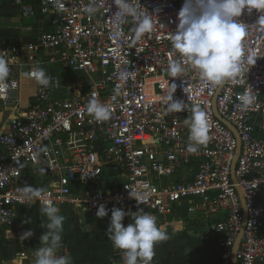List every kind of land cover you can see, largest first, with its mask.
<instances>
[{
	"label": "built area",
	"instance_id": "built-area-1",
	"mask_svg": "<svg viewBox=\"0 0 264 264\" xmlns=\"http://www.w3.org/2000/svg\"><path fill=\"white\" fill-rule=\"evenodd\" d=\"M12 2L23 17H47L53 29L26 45L9 44L0 50L9 65L6 86L0 87V111L16 102L13 91L19 88L21 72L30 79L26 73L36 68L60 65L70 76L63 80L61 74L45 71L50 77L47 87L31 79L33 99L0 130V231L10 228L21 210L40 207L39 200L31 205L18 202L25 185L40 188L41 200L81 208L90 217H97L103 203L109 210L143 209L157 217V225L185 202L184 211L201 222L200 240L220 249L217 264H233L245 208L236 260L264 264V25L256 24L264 12L245 10L238 18L248 28L246 55L258 56L254 65H247L250 71L242 75L243 83L214 86L200 80L187 64L179 77L168 75L169 59L180 60L170 37L184 0H133L149 12L153 24L139 39L131 18L117 35L112 0H98L99 11L91 16L84 8L92 0ZM57 4H64V11ZM122 70L132 73L126 82L118 79ZM171 83L177 85L173 98L183 100L186 109L165 115L162 99ZM245 91L256 96V103L242 113L237 97ZM93 96L110 107L108 121L97 122L87 113ZM194 105L207 113L211 139L193 153L184 121ZM214 110L234 127L238 140ZM44 163L49 174H38ZM107 181L109 188L95 187ZM144 183L151 193L145 204H137L126 186L139 190ZM57 255H68L65 245ZM114 255L122 264L118 250ZM151 264H157L155 258Z\"/></svg>",
	"mask_w": 264,
	"mask_h": 264
},
{
	"label": "clouds",
	"instance_id": "clouds-1",
	"mask_svg": "<svg viewBox=\"0 0 264 264\" xmlns=\"http://www.w3.org/2000/svg\"><path fill=\"white\" fill-rule=\"evenodd\" d=\"M116 6L114 23L117 35L120 34V26L131 18L135 24L134 35L136 39L151 31L153 24L149 12L142 11L133 0H112ZM59 11H64V4H57ZM264 12V0H184L177 13L178 23L176 30L170 39L180 60L169 59L167 72L169 77H179L187 64L199 74V79L206 84L220 86L227 81L243 83L242 75L249 72L248 64H255L258 57L255 53L246 55L247 24L241 22L245 10L251 13L253 10ZM90 16L99 11L98 0H92V4L84 8ZM264 25V15L256 22ZM9 76V65L0 57V87H5ZM30 79L40 86L47 87L50 77L43 68H36L26 73ZM130 71L122 70L118 73V79L126 82L131 78ZM163 97L162 103L166 105V113H178L186 109V103L180 99H174L176 83ZM239 110L248 112L256 103V96L250 91L238 95ZM87 113L97 122H105L111 118L112 112L109 106L101 104L94 96L86 105ZM185 125L189 129L190 152H196L199 146H206L210 137V125L207 113L198 105L191 108V117L186 118ZM39 152H37V156ZM43 171V169H38ZM129 197L135 199L137 204H145L151 193L147 183L129 188ZM41 189L31 185H25L18 191V202L31 205L36 200L40 202V212L47 218V223H42L47 231L40 237V247L34 250L35 264H72L70 255H57L61 248L62 233L64 230L65 216L60 215V208L51 199L41 200ZM111 212L107 227V236L115 250L121 256L122 264H151L155 257V246L170 237L162 226L157 225V217L144 212L143 209L132 212L125 211L121 207L113 206L110 210L101 203L98 206L96 216L104 218ZM126 216L131 217L126 226L123 223ZM30 222V221H25ZM10 230H5V236L11 238ZM33 235L31 230L25 231L21 239ZM20 259H26L20 256Z\"/></svg>",
	"mask_w": 264,
	"mask_h": 264
},
{
	"label": "crops",
	"instance_id": "crops-1",
	"mask_svg": "<svg viewBox=\"0 0 264 264\" xmlns=\"http://www.w3.org/2000/svg\"><path fill=\"white\" fill-rule=\"evenodd\" d=\"M6 23L12 24V29L4 30L2 25L5 26ZM52 29V21L47 17H23L19 5L12 0H0V50L4 45L31 43L42 32ZM0 57L7 61L5 56L0 54ZM45 71L59 73L51 66L46 67ZM59 74H62L63 80L70 76L67 70ZM19 81V88L14 95L16 102L9 109L0 111V130L6 128L10 117L22 115L28 102L34 97V81L25 77L24 72L19 75ZM108 184L107 181L95 187L107 189ZM57 207L60 208L59 214L66 218L61 244L68 249L72 264H118L114 255L116 250L106 234L111 215L104 218L90 217L81 208L70 205ZM185 207V202H182L173 214L158 221V225L166 230L170 238L155 246L154 258L157 264L214 262L212 260L215 250L213 246L216 244L213 242L206 244L200 240L201 222L196 216L187 214L184 211ZM130 222H132L131 218L126 216L123 221L125 226ZM42 223H47V218L40 212L39 206L33 205L31 208L21 210L10 228L3 227L0 231V264H35L34 250L41 246L40 237L47 231L41 226ZM5 230H10L11 238L5 236ZM29 230L33 232V235L21 239L23 233ZM20 256L26 259H20Z\"/></svg>",
	"mask_w": 264,
	"mask_h": 264
},
{
	"label": "water",
	"instance_id": "water-1",
	"mask_svg": "<svg viewBox=\"0 0 264 264\" xmlns=\"http://www.w3.org/2000/svg\"><path fill=\"white\" fill-rule=\"evenodd\" d=\"M6 43H8V40H6ZM16 93V90L15 91H13V94H15ZM214 112H215V110H214ZM215 115H216V117L217 118H219L226 126H228L230 129H231V131L233 132V134L235 135V137L237 138V140H238V136H237V134H236V131H235V129H234V127L231 125V124H229L228 122H226L225 120H223L216 112H215ZM238 152H239V142H238V144H237V148H236V150H235V156H234V158H233V162H232V165H231V178H232V180L233 181H235V178H234V164H235V161H236V158H237V155H238ZM38 169H43V171H39ZM37 170H36V172L38 173V174H49V171H48V169H47V165H46V163H44L40 168H38ZM243 214H244V217H243V221H242V225H241V230H240V232H239V235H238V237H237V239H236V241H235V244H234V246H233V256H232V262H233V264H239L238 263V261L236 260V257H235V250H236V248H237V245H238V242H239V240L241 239V236H242V232H243V229H244V225H245V221H246V210H245V208H243Z\"/></svg>",
	"mask_w": 264,
	"mask_h": 264
},
{
	"label": "rangeland",
	"instance_id": "rangeland-1",
	"mask_svg": "<svg viewBox=\"0 0 264 264\" xmlns=\"http://www.w3.org/2000/svg\"><path fill=\"white\" fill-rule=\"evenodd\" d=\"M2 27L4 28V30H6V29H12L11 27H13V26H12V24L6 23L5 26L2 25ZM10 36L12 37L13 35H10ZM53 67L56 68L59 73H65L66 72V69L60 65L59 66H55V65L51 66V68H53ZM92 76H96V74H92Z\"/></svg>",
	"mask_w": 264,
	"mask_h": 264
},
{
	"label": "trees",
	"instance_id": "trees-1",
	"mask_svg": "<svg viewBox=\"0 0 264 264\" xmlns=\"http://www.w3.org/2000/svg\"><path fill=\"white\" fill-rule=\"evenodd\" d=\"M214 247V254H213V257H212V260H214V264H217V261H218V258H219V253H220V249L217 248L216 246H213Z\"/></svg>",
	"mask_w": 264,
	"mask_h": 264
}]
</instances>
